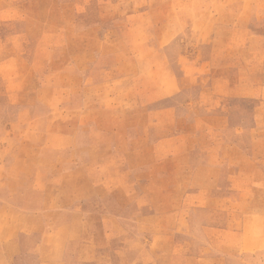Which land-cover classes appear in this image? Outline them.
Listing matches in <instances>:
<instances>
[{"label":"crops","instance_id":"obj_1","mask_svg":"<svg viewBox=\"0 0 264 264\" xmlns=\"http://www.w3.org/2000/svg\"><path fill=\"white\" fill-rule=\"evenodd\" d=\"M80 1H74L72 14L65 12L60 18L66 37H74L76 71L87 72L85 78L80 86L67 91L73 106L55 109L42 101L44 110L34 109H50L51 115L60 111L61 121L51 124L56 136L69 138L74 133L73 141L66 139L71 143L57 146L60 161L80 163V153L94 155V160L89 161L98 164L96 171L101 173L100 179L106 180V187L99 188L98 182H92V190L107 202L115 192L109 184L116 178L112 164H124L123 173L133 180H142L148 169L147 178L154 179L155 193L161 195L162 164H188L186 175L203 182L197 187V194L203 195L201 209L197 210L212 215L216 210L227 212L224 222L203 225L210 230V247L225 255L215 264H228V257L235 256V251L245 254L263 250L264 217L258 216L257 211H264V207L250 196L264 195V182H259L264 180V0H160L161 4L172 6L166 14L159 12L155 16L158 8L155 12L117 13L111 16L116 25L106 29L102 23L79 25L84 16ZM180 3L204 4L202 12L189 14L186 20L191 29L203 36L201 76L187 73L190 62L183 58L179 60L182 73L176 74L165 56V41L174 39L184 26L182 13L174 6ZM71 16L75 22L72 28L66 18ZM99 17L102 21L110 19ZM165 22L168 26H164ZM42 50L47 55L36 56L32 62L22 55H10L0 67L20 65L32 73L49 58L50 45L42 46ZM198 77L199 92L193 101L185 102L186 112L181 113L176 99L185 83ZM20 78L29 81L25 73H12L6 84L18 88ZM93 86L104 93L91 98L94 104L97 99L94 106L84 107V101L93 95L88 91ZM41 92L50 101L55 93L52 88ZM242 100L257 102L259 106L250 113L249 124L232 126V109ZM34 110L33 122L38 119V110ZM225 149L229 153H223ZM51 156L54 155L47 156L49 161ZM99 167L103 169L99 171ZM60 177L62 187H66L86 184L90 174L75 167L61 172ZM223 179L225 188L220 182ZM207 196H219V207H214L212 198ZM108 210H112L110 205ZM59 217L55 226L42 230L41 217L28 210L24 213L0 206V264H30L31 259L36 264H65V227L70 223V214L61 212ZM256 225L262 229L255 231ZM34 236L37 237L32 250L24 251L22 237ZM8 241L15 243L10 252L3 247ZM84 243L91 248L96 245L94 238ZM86 257L92 260L96 253L90 251Z\"/></svg>","mask_w":264,"mask_h":264},{"label":"rangeland","instance_id":"obj_2","mask_svg":"<svg viewBox=\"0 0 264 264\" xmlns=\"http://www.w3.org/2000/svg\"><path fill=\"white\" fill-rule=\"evenodd\" d=\"M74 1L0 0V63L10 55H22L26 61L32 62L36 56H46L47 52L42 50V46L50 45L48 60L44 66L34 68L32 73L20 65L0 67V206L34 213L41 217L39 229L42 230L51 229L60 218V213L68 212L70 218L67 223H70L65 227V264H215L225 255L210 247L207 240L210 230L204 229L203 225L224 222L227 212L216 210L212 215L197 210L203 203V195L197 194V187L203 182L186 175L188 164H162V195L155 193L154 179L147 178L148 169L142 180H133L123 173L124 164H112L116 178L111 179L112 183L109 184L115 192L108 196L107 202L92 190V182H98L99 188L106 187V180L100 179L101 173L96 171L98 164L89 161L94 160V155L90 152L80 153V163L60 161L57 146L71 143L75 138L74 133H70L69 138H62L53 131L51 124L61 121L58 120L60 111H54V115H51L50 109L43 112L36 109L38 119L32 121L35 107L44 110L46 105L42 101L54 105L55 109L73 106L67 91L80 86L87 73L76 71L74 37H66L64 21L60 18L62 14L74 12ZM79 5L80 10H84L83 18L79 19L80 26L102 23L105 29L116 25L111 16L117 13L155 12L158 8L155 14L158 16L159 12L167 13L172 7L161 4L160 0H81ZM203 5H174L175 10L182 13L180 18H183L184 26L174 39H164V52L168 66L178 75L182 73L180 58L190 62L187 73L193 77L202 75L203 36L191 29L186 20L189 14L202 12ZM100 15L109 16L110 19L102 21ZM66 18H69V27L72 28L75 25L72 16ZM197 22L201 25L202 19L199 18ZM165 25L168 26V23L165 22ZM198 30H201V26ZM12 73H25L29 81L20 78L18 88L14 84H6ZM199 82L198 77L185 83L184 91L176 99L181 113L186 112L185 102L195 99ZM46 88L55 91L51 101L41 92ZM88 91L93 95L88 97V102L84 101V107L94 106L97 99L94 104L91 98L104 93L94 86ZM39 97L41 101H38ZM37 102H40L39 106ZM256 106L259 104L254 101L237 102L232 109V126L245 122L249 124L252 118L250 113ZM225 151L223 153H229ZM50 155L54 156L49 161L47 156ZM75 167L86 170L90 174L89 181L84 185L62 187L61 172ZM176 167H179L178 171ZM101 169L99 167V171ZM220 182L225 188L226 180ZM122 188L129 193H122ZM170 190L175 193H169ZM165 191L168 193L165 194ZM86 197L90 199L75 201ZM207 197L212 198L210 202L214 207H219V196ZM250 197L259 207H264V195L254 194ZM107 205H110L111 211ZM257 215L264 217V211H257ZM261 229L260 225H256L255 231ZM36 237H22L24 251L32 250ZM91 238L96 241L92 248L84 243ZM14 245V242L8 241L3 247L10 252ZM90 251H94L96 257L87 260ZM234 255L228 257V264H264V249L245 254L235 251ZM30 264H36L35 259H31Z\"/></svg>","mask_w":264,"mask_h":264}]
</instances>
